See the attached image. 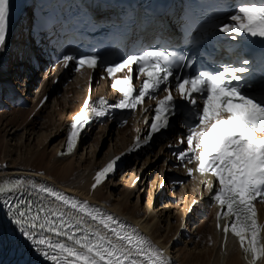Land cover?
Listing matches in <instances>:
<instances>
[{"label": "snow or ice", "instance_id": "obj_1", "mask_svg": "<svg viewBox=\"0 0 264 264\" xmlns=\"http://www.w3.org/2000/svg\"><path fill=\"white\" fill-rule=\"evenodd\" d=\"M9 17L10 0H0V49L6 44ZM215 29L232 41L245 35L264 40V0H240ZM258 59L262 75L250 79L251 58L240 57L235 63L211 69L195 68V57L167 44L140 47L115 62L102 63L95 49L80 54L69 51L60 58L65 68L74 63L77 72L84 67L95 70L103 66L114 78L127 70L124 78L113 79L111 87L121 98L108 107L134 111L146 98L155 100L151 123L143 137L145 144L171 127L172 118L181 116L184 131L179 134V142L187 147L174 155L182 162H195V169H188L189 176L196 171L214 178L215 184L209 187L215 188L212 196L220 209L217 220L228 221L223 226L218 222L217 228H222L225 240L229 233L238 239L243 251L251 253V264L264 259V226L258 223L254 206L258 197L264 200V49ZM134 71L137 79L144 77L139 89L133 85ZM161 92L167 95L158 98ZM173 93L182 103H177ZM95 103L99 107L93 106L90 98L85 100L74 117L65 146L68 152L93 114L96 118L107 115L103 99ZM141 139L136 138L137 146ZM118 159L97 171L93 189L113 172ZM28 183L82 215L68 219L69 214L43 199H25ZM0 207H7L20 235L50 264H168L163 250L154 247L138 230L47 185L37 186L23 178L0 182ZM84 217L96 221L111 235L77 227L87 222Z\"/></svg>", "mask_w": 264, "mask_h": 264}, {"label": "bare ground", "instance_id": "obj_2", "mask_svg": "<svg viewBox=\"0 0 264 264\" xmlns=\"http://www.w3.org/2000/svg\"><path fill=\"white\" fill-rule=\"evenodd\" d=\"M20 3L21 0H10L6 44L0 49V92L3 94L0 99V182L23 178L37 186L47 185L79 201H86L138 230L154 247L163 250L168 264H251V256L243 251L238 239L229 235L225 240L222 228H217L218 222L221 226L226 222L217 220L219 210L211 206L213 187H209L212 185L209 178L195 176L170 192L166 183L163 187L166 176V164L162 163L164 146L154 158L148 155L135 161L122 156L144 132L146 119L149 121L146 111L134 113L128 125L121 129L114 130L108 124L84 129L72 153L61 154L66 148L70 125L84 107L86 97L90 94L91 100H95L109 91L104 82L93 79L91 84L90 72L83 71L72 75L64 86L58 84L48 96L58 72L54 76L41 75L31 68L30 61L33 63V58H37V49L28 48L23 34L24 24H15ZM21 12H26L23 6H20L19 15ZM18 52L22 54L19 61L16 60ZM34 86L38 87L29 98L30 88ZM57 92L60 98L55 97ZM20 98L26 100L27 107L16 109L14 105ZM28 136L34 139L32 145L24 143ZM13 140L20 142L12 144ZM102 145H107L108 150L99 159L97 154ZM87 146L91 149V157L78 161V152ZM116 158L119 159L113 172L93 189L97 171ZM124 171L126 173L117 179ZM25 186L28 193L25 199L33 198L37 202L43 199L69 214L68 219L82 215L45 193H36L31 183ZM121 186L123 188L119 190ZM148 188V200L142 207L140 199ZM258 210L261 226H264V203L258 206ZM205 215L206 220L203 219ZM84 219L87 222L77 227L111 235L96 221L88 217ZM209 219L210 223L206 224ZM72 223L75 224L74 219ZM5 233L10 232L0 229V236ZM21 240L20 245L29 246L22 236ZM191 246L193 248L189 249ZM257 264H264V259Z\"/></svg>", "mask_w": 264, "mask_h": 264}, {"label": "rangeland", "instance_id": "obj_3", "mask_svg": "<svg viewBox=\"0 0 264 264\" xmlns=\"http://www.w3.org/2000/svg\"><path fill=\"white\" fill-rule=\"evenodd\" d=\"M38 86H34V87H31L30 88V95H29V98H32L33 97V93H34V90H35V88H37ZM59 95L60 94H58V92H57V94L55 95V97H57V98H60L59 97ZM31 137V136H30ZM30 137L28 136L27 137V139L28 140H26V139H24V143L26 142V144H30V145H32V143H33V138L31 137V139H30ZM16 142H20V140H13V141H11V143L12 144H15ZM35 142V141H34ZM57 143V141L56 142H54L52 145H51V149H52V147H53V145L54 144H56ZM86 146V145H85ZM84 146V147H85ZM89 146H87V148H85V149H83V147H82V149H80V151L78 152V158H77V160L79 161L81 158H85V157H91V154H89L90 152H91V149L90 148H88ZM108 150V147H107V145L105 146V147H103V145H102V147H100L99 148V151H98V157H99V159L102 157V156H104V154H105V152ZM128 170H130L131 169V165L127 168ZM127 170V172H129ZM151 172V171H150ZM149 172V173H150ZM126 173V171H124V172H122L121 174H118V178L117 179H119L120 178V176L122 177V175L123 174H125ZM148 175V174H147ZM153 175H155V174H153ZM144 182V181H143ZM122 188H123V186H121L120 188H119V190H122ZM150 189L148 188V189H146V191H144L143 192V195H142V198L140 199V205L142 206V207H144V205H146V202H147V200H148V194H149V191ZM108 191H110L109 189H108ZM136 201V199H134V202ZM176 202V201H175ZM174 202V203H175ZM210 209V208H209ZM203 219H207V216L205 215V216H203ZM210 220L211 219H209V220H207L206 221V224H209L210 223ZM185 237H186V233H184L183 234V239H185ZM193 247L191 246V247H189V249H192Z\"/></svg>", "mask_w": 264, "mask_h": 264}]
</instances>
